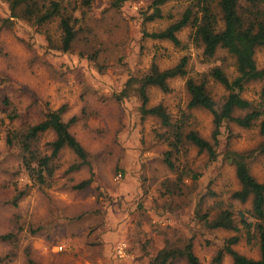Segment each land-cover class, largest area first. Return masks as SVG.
Masks as SVG:
<instances>
[{
    "label": "rangeland",
    "instance_id": "374dc122",
    "mask_svg": "<svg viewBox=\"0 0 264 264\" xmlns=\"http://www.w3.org/2000/svg\"><path fill=\"white\" fill-rule=\"evenodd\" d=\"M11 1L0 0V99L8 98L9 111L19 117L0 126V264H150L162 249L188 243L200 264H231L226 253L220 262L215 258L233 236L239 238L233 250L258 259V243L250 242L239 225L240 213L250 220L251 199L241 203L231 198L240 185L225 154L254 151L248 168L264 182L259 122L248 129L223 122L214 161L184 142L170 157L171 170L163 159L172 150L173 128L155 117H141L135 86L120 97L130 78L144 77L152 66L172 68L186 58V74L169 80L168 92L148 88V107H164L172 125L186 118L183 133L194 131L211 141L213 116L188 108L185 84L188 79L204 81L221 104L227 92L210 73L220 67L233 79V59L223 50L206 58L192 42L190 26L177 33L179 46L143 36L165 29L197 0L169 1L160 6L162 18L151 22H143V13L152 12L153 0L119 8L111 6L112 0H94L89 7L81 0H59L76 19V37L66 52L57 19L36 25L13 17ZM255 61L264 68V47L256 51ZM263 86L264 81L250 82L241 97L257 102ZM60 107L65 108L64 122L75 118L70 132L88 153L89 164L68 172L78 160L65 148L53 162L51 186L40 188L4 138L7 129L36 124ZM53 138L52 132L43 134V153H50L46 144ZM90 176L88 187L73 188ZM224 210L233 213L238 231L210 228ZM168 264L187 263L177 258Z\"/></svg>",
    "mask_w": 264,
    "mask_h": 264
},
{
    "label": "trees",
    "instance_id": "16d2710c",
    "mask_svg": "<svg viewBox=\"0 0 264 264\" xmlns=\"http://www.w3.org/2000/svg\"><path fill=\"white\" fill-rule=\"evenodd\" d=\"M131 1L135 0H112L111 6L119 8ZM169 1L180 0H153L152 12L143 13V22L162 18L160 6ZM93 2L94 0H81V4L86 7ZM10 10L11 16L22 17L36 25L57 19L61 31V50L66 52L70 49L76 37L74 29L76 19L68 12V6L62 5L59 0H12ZM187 26L193 30L192 42L203 49V55L206 58H212L219 50H223L233 59L236 69V76L233 79H230L220 67L213 68L210 73V77L227 92L221 104H217L210 96L204 81L196 82L192 79L186 81L185 86L189 95L188 108H202L213 116L214 129L211 141L205 140L194 131L183 133L182 126L186 118L181 121V124L172 125L164 107L161 105L148 107V88L155 87L162 92H168L169 80L186 74V58H182L172 68L159 70L156 66H152L144 77L130 78L125 83L120 97H126L128 91L135 86L141 117H155L164 127L173 128V139L170 141L172 150L165 152L163 159L165 165L171 170L174 167L170 157L173 152H178L184 142H188L199 152H205L209 160L214 161L219 128L225 121L234 122L243 129L251 128L259 122L258 129L262 142L257 150L264 155V86L257 102L241 97L246 84L264 81V68H258L255 61L256 51L264 47V0H217L216 2L215 0H197L184 10L177 21L170 23L163 30L144 33L143 36L152 40L168 41L179 46L177 33ZM10 108L11 103L8 98L0 99V126L5 119L12 122L19 117L14 110L9 111ZM64 110V107H60L57 110L48 111L43 114L38 123L20 129H7L5 134L6 146L16 150L20 164L29 179L40 188L51 186L56 170L53 162L58 158L59 152L65 148L69 149L78 160L67 169L68 172L80 170L89 164L88 153L70 132V126L75 122V118L72 117L64 122L62 118ZM237 111L241 114L236 115ZM46 132H52L54 135V138L46 144L49 154L43 153L40 148L41 137ZM253 152L230 151L225 154V158L235 167V175L240 185V188L232 193L231 198L241 203L251 199L250 220L245 219V215L240 213L239 225L246 231L250 242L255 240L258 243L259 258H247L233 250L232 246L239 240L238 237L233 236L228 238L226 244L218 251L216 262H220L222 254L226 253L231 258V264H264V182H258L249 171L248 161ZM91 182L92 176L75 184L73 188L83 190ZM21 194L18 193L17 197ZM234 222L233 213L224 210L209 226L212 229L220 228L236 232L239 227H236ZM177 258L185 259L187 264H200L191 243L180 249H162L150 264H168ZM29 264L35 263L30 260Z\"/></svg>",
    "mask_w": 264,
    "mask_h": 264
},
{
    "label": "built area",
    "instance_id": "2783aa9c",
    "mask_svg": "<svg viewBox=\"0 0 264 264\" xmlns=\"http://www.w3.org/2000/svg\"><path fill=\"white\" fill-rule=\"evenodd\" d=\"M58 249H59V250H62V246H59ZM124 249H125V245H124V244L119 245L118 248H117V254H118L119 256H122L123 253H124Z\"/></svg>",
    "mask_w": 264,
    "mask_h": 264
}]
</instances>
